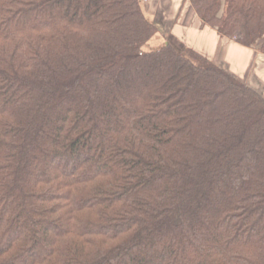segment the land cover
Returning <instances> with one entry per match:
<instances>
[{
    "label": "trees",
    "instance_id": "16d2710c",
    "mask_svg": "<svg viewBox=\"0 0 264 264\" xmlns=\"http://www.w3.org/2000/svg\"><path fill=\"white\" fill-rule=\"evenodd\" d=\"M264 56V0H187ZM142 0H0V264H264V95Z\"/></svg>",
    "mask_w": 264,
    "mask_h": 264
},
{
    "label": "crops",
    "instance_id": "0c3cea01",
    "mask_svg": "<svg viewBox=\"0 0 264 264\" xmlns=\"http://www.w3.org/2000/svg\"><path fill=\"white\" fill-rule=\"evenodd\" d=\"M141 5L146 18L157 27V33L148 41L147 48H158L168 43L178 48L189 47L240 77L244 76L252 57H256V63H261L258 59L264 61L260 53L221 38L215 30L205 26L187 0H142ZM258 73L264 80V68L261 74L255 71V75Z\"/></svg>",
    "mask_w": 264,
    "mask_h": 264
},
{
    "label": "rangeland",
    "instance_id": "374dc122",
    "mask_svg": "<svg viewBox=\"0 0 264 264\" xmlns=\"http://www.w3.org/2000/svg\"><path fill=\"white\" fill-rule=\"evenodd\" d=\"M164 29H162V30L164 31ZM196 30L198 32V29L197 28H196ZM207 30H209V29H207ZM252 50L254 51V49H252ZM255 53L257 54V52H255ZM255 60H256V57H252V60L250 62V65L248 64L247 65L248 67H246L247 69L244 71V73L242 72L244 74V76H241V77L240 76H237V75H235V76L247 80L250 85H252L254 88L258 89L261 93L264 94V80H262V78L259 76V73L257 75H255V71L256 72L260 71V74H261V70H262V68H264V61L258 59V61H260L261 63H256Z\"/></svg>",
    "mask_w": 264,
    "mask_h": 264
}]
</instances>
